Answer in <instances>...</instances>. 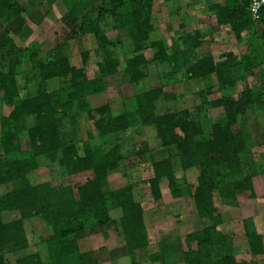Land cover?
Masks as SVG:
<instances>
[{
	"label": "rangeland",
	"instance_id": "obj_1",
	"mask_svg": "<svg viewBox=\"0 0 264 264\" xmlns=\"http://www.w3.org/2000/svg\"><path fill=\"white\" fill-rule=\"evenodd\" d=\"M27 1L17 0L27 9L23 14L25 23L21 33H6L7 30L0 23V45L9 36L18 47L28 48L43 58L57 45L66 43L64 54L70 67L82 73L80 82L84 80L87 83L82 82V101H86L89 107L74 110L68 118L60 117L57 120L58 129L67 146H75L80 153L86 141L92 147L105 146L98 136L96 122L101 115L96 109L107 105L114 114L132 112L136 108L135 96L144 91L163 87L166 93L175 98L170 101L160 99L157 102V115L187 112L189 119L197 122L206 133L212 124L227 120L223 108L211 103L223 96L237 99L245 86L264 92V36L251 37L244 32L238 40L231 32L217 28L212 8L216 4H224L225 0H177L170 3L155 0L151 20L154 31L140 50H136L129 28L119 25L114 27L111 17L105 18L102 33L107 42L112 44L109 48L99 47L95 33L77 37L73 20H64L76 0H33L35 3L29 5ZM79 1H83L84 7L88 6L86 1ZM108 2L92 0L95 7H107ZM30 12L32 17H29ZM196 32L205 36V42L194 54L186 53L182 57L185 49L182 39L186 33ZM157 41L166 45L170 57L177 53V61L169 60L159 65L151 63L148 76L133 83L124 72L126 59L140 54L150 59L156 50L151 44ZM210 61L224 68L229 67L226 71L229 76L227 87L221 89L214 74L188 79L187 68L196 64L202 66ZM4 64L0 58V71ZM31 66L28 56H22L21 65L12 81L14 98L11 103L0 92V123L16 105L29 96L26 86ZM96 80L101 82L102 90L97 83V91L86 95L88 84H91L89 81ZM231 82L233 84L230 85ZM64 83L66 79L56 78L48 82V88L59 93ZM65 93L57 94V97L59 95V99L63 97L61 100H65L69 92ZM33 123L34 116L27 117V124L32 126ZM232 128L234 132L243 134L248 151L240 156L239 167L223 170L225 176L220 181V189L213 192L214 204L222 218V224L215 230L219 235L218 249L220 252L222 247L225 254L232 255L235 264H264V111L247 109L237 116V123ZM176 133L181 136L178 129ZM5 134L6 128L0 125V139ZM105 141L107 150L117 144L124 156L117 167L106 169L105 176L101 178L102 190L109 206L108 217L120 223L122 210L116 205V199L122 191H128L134 202L142 207L147 245L135 250V264H185L182 254L187 250V236L209 226V221L199 219L194 198L188 192V185H196L197 169L185 171L174 147L169 148L172 153L168 154V150L157 139L153 127L130 130L121 137V141ZM22 143L23 150L29 149L27 140ZM142 143L146 144L148 150L142 153L141 148H138V153L133 154L130 145L140 147ZM20 156L15 155L16 158ZM56 158V155L50 153L37 157L38 167L29 175L32 184L52 181L56 185H71L76 192L77 185L95 178L89 171L72 176L64 174ZM167 158L171 161L177 182L171 186L166 178L161 179V199L155 200L148 184L154 178L152 165ZM223 168L220 166L219 169ZM249 177L254 186L253 198L249 191L238 188L237 184ZM8 189L1 186L0 197ZM174 189L179 190L178 197L173 196ZM0 218L4 223H9L18 220L19 215L2 210ZM22 223V236L18 243L9 244L2 253L7 263L14 264L24 256L38 254L44 264H81L78 255H83L85 261L94 264H133L121 225L99 226L88 223L87 228L84 227L77 235L76 248H69L67 255L59 257L50 245L54 243L49 240L51 229L41 217L27 218ZM250 236L253 238L250 239ZM193 248H196L195 244ZM53 256H58L59 260L54 261Z\"/></svg>",
	"mask_w": 264,
	"mask_h": 264
},
{
	"label": "trees",
	"instance_id": "obj_2",
	"mask_svg": "<svg viewBox=\"0 0 264 264\" xmlns=\"http://www.w3.org/2000/svg\"><path fill=\"white\" fill-rule=\"evenodd\" d=\"M84 1L88 6L84 7L83 1L76 0L64 20H73L77 37L95 33L101 48H109L112 45L102 35L106 17H111L114 27L119 25L129 28L136 50L143 48V43L154 31L151 20L155 0H109L107 7L104 5L95 7L92 0ZM163 1L170 3L177 0ZM33 2L28 0L26 3L29 5ZM252 2L253 0H225L224 4L214 5L212 10L216 27L231 32L238 40L244 32L249 33L251 37H263L264 6L259 11L258 19H254L250 11ZM26 11V7L21 6L17 0H0V23L7 30L6 33H21L22 25L25 23L23 14ZM29 17H32L31 12ZM205 39V36L198 32L186 33L182 39L185 48L182 57L186 53L194 54ZM65 46L66 43L57 45L47 52L45 57L39 58L38 54H33L28 48L18 47L9 36L0 45V58L5 63L0 71V92H3V98L8 103L14 98L11 91L12 81L21 65V57L27 55L32 65L31 73H27L26 88L29 96L16 105L0 123L6 128V134L0 139V187L9 188L0 197V211L19 215L18 220L9 223H4L0 218V264H11L4 260L2 253L9 244L18 243L22 236V221L37 216L51 229L49 240L54 243L50 245L57 251L59 257L67 255L69 248H76L77 235L84 227L87 228L88 223L99 226L121 225L128 253L135 264V250L147 245L142 207L134 202L128 191H122L116 199V205L122 210L120 223L110 220L101 178L105 176L106 169H114L118 162L124 159L119 145L116 144L107 150L105 139L121 141V137L123 138L130 130L144 126L156 130L157 139L162 147L168 150V154L172 153L169 148L174 147L185 171L197 169L196 185H188V192L194 198L199 219L209 221V226L187 236L185 241L187 250L182 254L184 263L235 264L232 255L225 254L222 247L220 252L218 249L219 235L215 230L222 224V218L214 204L213 192L220 189V181L225 176L223 170L239 167L240 156L248 151L243 134L234 132L232 128L237 123V116L249 108L264 111V92L245 86L237 99L223 96L211 103L223 108L227 120L224 123L212 124L207 133L197 122L189 119L187 112L157 115V102L160 99L170 101L175 98L166 93L163 87L138 93L135 96L136 108L132 112L121 111L118 112L120 114H114L107 105L96 109L101 115L96 122L98 136L105 146L92 147L86 141L83 143L81 154L75 146H67L58 129L57 120L60 117L68 118L74 110H85L89 107L86 101H82V82L87 83L84 80L80 82L82 73L70 67L64 54ZM151 46L156 50L150 59L140 54L125 61L124 72L133 83H138L148 76L151 63L159 65L169 60L177 61L175 57L177 53L170 57L163 42L157 41ZM83 58L86 59V55ZM227 69L228 66L224 68L210 61L202 66L196 64L187 68V75L188 79H196L214 74L218 85L223 89L227 87L229 77L226 75ZM56 78L66 79L59 93L48 88V82ZM89 83L91 84H88L86 95L97 91L95 87L97 83L102 90L101 82L98 80ZM65 92H69L65 100H61L63 97L59 99L61 93L66 95ZM89 115L91 117V111ZM29 116H34L32 126L27 124ZM176 129L180 131L181 136L176 133ZM24 140L29 142V149L23 150ZM262 142L264 144V137ZM138 148H141L142 153L148 150L145 143L140 147L130 145L133 154L138 153ZM97 150L102 154L100 155ZM47 153L57 156L58 166L64 174L72 176L89 171L95 178L77 185L76 192L71 185H56L52 181L32 184L29 175L38 167L37 157ZM16 154L22 157L16 158ZM220 166L224 168L220 170ZM171 167L168 158L152 165L154 178L149 180L148 184L155 200L161 199L159 190L161 179L166 178L171 186L177 182ZM237 184L238 188L249 191L250 196L255 197L251 177L244 178ZM172 194L178 197L180 192L174 189ZM252 238L253 236H250V239ZM56 241L58 244H55ZM193 244L196 245L195 249ZM58 256H53L54 261L59 260ZM78 258L81 264H94L85 261L83 255H78ZM14 264L44 263L38 254H34L24 256Z\"/></svg>",
	"mask_w": 264,
	"mask_h": 264
},
{
	"label": "built area",
	"instance_id": "obj_3",
	"mask_svg": "<svg viewBox=\"0 0 264 264\" xmlns=\"http://www.w3.org/2000/svg\"><path fill=\"white\" fill-rule=\"evenodd\" d=\"M264 6V0H253L251 4V13L254 19H258L259 11Z\"/></svg>",
	"mask_w": 264,
	"mask_h": 264
}]
</instances>
